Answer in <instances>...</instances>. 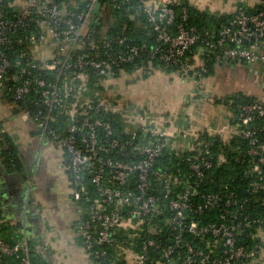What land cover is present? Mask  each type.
I'll return each instance as SVG.
<instances>
[{
    "label": "built area",
    "instance_id": "2783aa9c",
    "mask_svg": "<svg viewBox=\"0 0 264 264\" xmlns=\"http://www.w3.org/2000/svg\"><path fill=\"white\" fill-rule=\"evenodd\" d=\"M134 1L155 34L151 46L113 29L117 22L125 28L117 13L122 3L130 12ZM181 3L0 0V94L19 101L13 103L19 118L31 120L62 148L85 264L264 261V217L227 179L219 189L211 187L217 164H225L247 181L254 203L264 210V100L239 103L237 113L227 107L230 117H238L236 123L229 120L239 144L235 152L218 153L203 130L178 127L174 134L145 107L126 115L108 100L109 85L130 75L133 70L123 67L136 61L144 62L134 69L141 74L162 65L195 75V55L187 53L199 34L174 24ZM179 16L186 18L185 8ZM204 34L205 50L217 51L218 58L264 63V9L239 7ZM254 225L248 247L237 233ZM0 264H32L29 239L0 236Z\"/></svg>",
    "mask_w": 264,
    "mask_h": 264
},
{
    "label": "crops",
    "instance_id": "0c3cea01",
    "mask_svg": "<svg viewBox=\"0 0 264 264\" xmlns=\"http://www.w3.org/2000/svg\"><path fill=\"white\" fill-rule=\"evenodd\" d=\"M152 1V0H148ZM199 10L212 14H233L239 7L251 10L264 9V0H187ZM264 52V41L262 44ZM195 65H203V58L195 54ZM145 73L134 71L128 78L138 79L136 93L139 105L150 112L169 131L175 133L178 127L188 133L198 131L220 137L222 143L229 145L235 135L226 104L217 100L235 92H242L264 100V63H248L241 60L216 58L209 72L202 70L192 77L179 75L176 71H165L161 67L149 66ZM126 79L127 76H125ZM119 79H117L118 81ZM120 81V80H119ZM202 83V85H201ZM129 84L119 87L125 89ZM204 88L205 91H201ZM118 89V90H119ZM200 92V94L196 92ZM203 92V93H202ZM202 96V97H201ZM13 103L0 94V125L13 135L18 143L22 169H7L0 157V214L5 220L4 236L10 239L27 237L36 241L35 246L51 264H85L86 256L82 249L77 229L78 210L71 196V185L65 168V155L62 148L45 149L59 154L56 164L59 177L56 181L57 204L51 208L36 193L31 192L30 178L36 179L37 166L42 150L49 143L47 137L36 135L33 124L24 122V127H16L17 112ZM27 129V130H26ZM27 131V132H26ZM33 133V134H32ZM32 138H31V137ZM26 139L27 145L39 144L35 164L20 142ZM50 139V138H49ZM22 140V141H21ZM29 143V144H28ZM54 144V141H53ZM56 149L60 151L57 152ZM28 153V155H27ZM34 166V167H33ZM33 167V170H32ZM32 173V176L29 175ZM35 196V198L32 197ZM54 206V205H53ZM257 264H264L259 262Z\"/></svg>",
    "mask_w": 264,
    "mask_h": 264
},
{
    "label": "trees",
    "instance_id": "16d2710c",
    "mask_svg": "<svg viewBox=\"0 0 264 264\" xmlns=\"http://www.w3.org/2000/svg\"><path fill=\"white\" fill-rule=\"evenodd\" d=\"M186 1L187 0H182L181 4L175 6L178 15L175 18L174 24L183 25L187 28L194 27L195 31L199 34L197 40L193 43L187 55L194 56L195 54H198L199 57L203 58L204 63L203 65L201 64L200 66H195V68L192 69L190 73H194L195 71L200 73L202 71V67H204L205 70L209 72L212 68L213 62L215 61L216 58H218L219 53L217 51H212L211 49L205 50V39L207 35L204 34V32L213 31V30L216 31L219 28V26L227 19H229L233 14H226V15L212 14L206 10H199L193 5L188 4ZM135 4L136 1H134L131 4L130 12L126 14V12L124 11L125 5L124 3H122L117 13V16H118V21L121 24H123L125 28L122 30L120 28V24L117 22L113 29H115V32H117V34H124L127 35L128 37H132L133 41L136 43L147 41L149 46H151L154 43L155 34L152 31V28L150 27L146 16L141 11L135 9ZM184 8L186 10V18L182 19L180 18L179 14ZM244 9L247 12L254 11L248 8L247 9L244 8ZM190 61L192 62V64L195 63V59L192 57ZM155 64L156 63L153 62V65ZM141 65H144V62L142 63L136 61L134 63L124 66L123 68L126 71H131L132 69H135L136 67ZM161 68L164 69L165 71L176 70V67L174 66L163 67L161 65ZM6 98L10 102L15 103L17 105L21 104L19 101H15L9 96ZM253 99H255L254 96H249L242 92H235L225 97L219 98L217 100L218 101L221 100V102L226 104L228 108L235 109L237 104L248 102ZM236 113L234 117H230V120L235 123L238 121V117ZM105 117H108L111 120L117 118V116L112 113L105 114ZM0 129H1V125H0ZM203 135H205L206 138L210 140V148L212 149V151L216 153H218L219 151L220 152L234 151L235 145L239 144L238 138L236 136H233L229 145H227L226 143H222L220 137L218 136L210 135L206 132ZM0 157L2 158L3 163L6 165L7 169L9 170L22 169L21 159L19 157V150L16 140L10 134L0 132ZM173 162H175V159L173 160ZM226 164L228 165V163ZM225 179H227L228 183L230 184L233 183L234 185H236L239 188L241 195L244 196L249 202L248 206L254 207L256 213L264 217V210L262 206L257 205L253 201L254 194H252L251 190L248 189L247 181L244 178L239 179L238 176L233 175V171L229 170L225 164H217L215 168V173L211 177V182L216 183L215 185L211 186L212 189H219L220 187L218 183H222L221 180H225ZM6 228L7 227L5 224V220L1 217L0 214V236L11 242L18 241L19 239H10L9 237L3 235L4 234L3 232ZM256 228L257 226L254 225L252 227H247L243 230H239L237 233V238L239 239V242L244 243L248 247L254 244V241L250 236V234L254 233ZM260 229L264 231V221L260 222ZM36 244L38 243L34 241H30L32 264H51L50 261L47 259V257L37 249L38 247L35 246Z\"/></svg>",
    "mask_w": 264,
    "mask_h": 264
},
{
    "label": "rangeland",
    "instance_id": "374dc122",
    "mask_svg": "<svg viewBox=\"0 0 264 264\" xmlns=\"http://www.w3.org/2000/svg\"><path fill=\"white\" fill-rule=\"evenodd\" d=\"M195 75H196V72H195ZM127 78H128V75H127ZM115 80L112 84L109 85V91H110V93H112V95L110 96V98L108 100H109V102L115 101L116 104L118 106H120L121 110L124 111V113L126 115H130L132 113V110L135 107H138L139 103H140V100L138 99L139 95L135 92L137 89L138 79L133 76V77L128 78V79H126L125 77H121L119 79L120 81L119 80L115 81ZM127 84H129V86L127 88L119 89V87L125 86ZM201 85H202V83H201ZM201 91H205L204 88H202ZM196 92L197 91H195L194 94H196ZM198 93L200 94V92H197V94ZM16 116L19 117L18 114ZM13 121H14V124H16V127H20L21 125L24 127V122L21 120V118H19V119L17 118V121H15V119H14ZM30 122H32V121L30 120ZM30 129H33L34 133L37 136L41 135V133L38 131L35 123H34V126H32ZM47 140L49 141V143L46 144L42 150V154L40 156L39 163L37 166L36 179H33V177L30 178V176H32V173H31L29 175V178H30L29 183L33 182V183H31L30 188H31V192L35 196H36V193H38V196H40L41 199L45 200L46 202L51 200L50 204H51V208H52V207H56V204H57L56 198L58 197L57 191H56V181L59 177V169H58L57 164H56V158H58L57 156L59 154H57V153L54 154L53 151H50V152H48L47 155H48V158H51V159L50 160L49 159L43 160V157L45 154L44 152H45V149L47 147H52L53 149H54V147L56 148V144L55 143L53 144V140H51L49 138H47ZM20 143H21L20 146L22 148L26 147V145H27L26 139ZM17 146H18V143H17ZM38 146H39V144L36 147L34 144L27 145V147H29L28 148L29 154L33 153V151H34L33 156L32 155L30 156L31 157L30 159H32V163H34V164L36 162L35 158L39 152ZM37 149H38V152L36 153ZM56 150H57V152L60 151L59 149H56ZM28 153H27V155H28ZM33 167H32V170H33ZM34 195H32L33 198H35ZM47 259L49 260V257H47Z\"/></svg>",
    "mask_w": 264,
    "mask_h": 264
}]
</instances>
